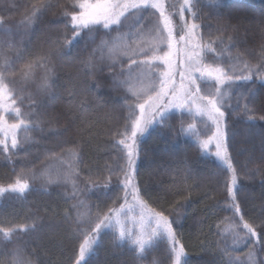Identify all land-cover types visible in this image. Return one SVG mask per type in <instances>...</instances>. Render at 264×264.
<instances>
[{
  "label": "snow or ice",
  "instance_id": "6c2138e0",
  "mask_svg": "<svg viewBox=\"0 0 264 264\" xmlns=\"http://www.w3.org/2000/svg\"><path fill=\"white\" fill-rule=\"evenodd\" d=\"M201 2L202 0H179V3H167V0H72L70 5H65L58 3V0H38L22 22L25 28L33 26L50 7L58 9L53 15L64 17L65 23L60 28L49 31L38 49L31 54V58L19 67L7 55L8 51L13 50V46L0 40V150L5 153L9 148L22 150L23 145L32 139L28 135L30 130L35 128L43 131L42 125L48 117L47 112L36 111L38 104L44 106L43 100L37 101L32 94L27 97L17 95L14 87L17 76L26 83H35L37 92L49 99L53 98V89L58 80L53 58L62 55V49L70 48L73 41L82 34H86L89 41L95 42L101 29L104 34L100 37L99 44L81 60V65L89 74L94 75L98 68L97 60L105 59V50L111 61L108 65L110 69L120 65L119 71H112L111 75L115 86L125 91L120 108L126 112L123 124L110 135L111 150L116 153L112 161L105 162L102 172L97 171L96 179L92 178L91 169H88V176L84 177L80 169V152L65 147L67 140L57 136L40 165L33 164L28 170L33 179L43 178L47 185L72 184L71 195L75 203L71 204V208L75 217L67 209L64 210V217L73 223L72 233L78 243L73 247L68 264H89V256L94 252L101 233L109 226H114L118 232L115 239L127 238L136 247L138 260L142 259L146 246L151 248L156 240H163L171 264H188L185 246L174 228L177 220L170 219L171 213L166 215L168 210L162 206L155 208L149 204L144 198L147 193L138 180L141 137L153 124H163L172 110L181 112L177 131L194 135L202 150L214 149L211 154L225 165L222 170L224 202L231 215L217 224L218 234L230 232L233 244L250 241L252 245L259 244L264 248V240L260 238L256 228L244 219L241 206L236 200L238 170L229 151L225 111L232 107V96L224 91L236 86L238 81L252 80L253 75L264 80V44L260 46L262 51L258 54V63L255 65L247 61L245 52L237 51L233 54L230 49L235 46L236 26L231 18L220 14H217L215 24L219 34L213 36L209 33L205 36L203 29L212 25L198 22L202 21L198 9ZM129 17L138 21L137 27L132 28L125 23ZM261 23L264 24V20ZM3 24L4 21L0 18V25ZM113 32L116 34L112 35ZM261 34L264 35V28L261 29ZM97 52L100 53L99 57L96 56ZM247 54L253 53L247 50ZM124 58L128 61L126 65L123 63ZM209 58L212 62H209ZM16 59H23V53H19ZM236 64L242 65L239 74ZM129 95L131 100L127 98ZM25 99L28 100L27 112L17 106L18 103L23 104ZM240 99L241 95L238 94L237 104ZM185 109L190 114L194 110L196 115L206 117V120L200 121L202 127L194 122L185 127L182 118ZM242 110L245 114L251 111L247 104L242 106ZM6 115L13 116L15 122L9 123ZM260 119L264 120V117ZM19 132L25 133L23 138L19 137ZM28 155L25 152L21 157L23 162L31 163ZM56 165L64 169L63 173L55 168ZM24 174L25 169L22 168L14 177H7V184H0V196L7 193L24 194L31 190L32 185L24 178ZM202 187L206 192L209 190L208 184ZM95 193H104L105 199L99 203L86 199L89 194ZM211 198L215 199V196ZM108 200H111V204ZM134 207L140 208L141 222L147 219L150 225H154L150 231L141 229L138 234L134 228L121 224L120 215H127ZM179 207L183 208L184 204L180 203ZM173 211L178 209L174 208ZM40 219L42 218L35 217L32 223L23 225L11 220H0V235L5 240H10L17 232L34 231L36 222ZM258 226L264 231V220ZM219 251L228 257L224 264H248L234 257L226 246ZM247 255L249 262L255 264L254 249H250ZM0 264L33 262L18 247L11 250L9 260H0Z\"/></svg>",
  "mask_w": 264,
  "mask_h": 264
},
{
  "label": "trees",
  "instance_id": "16d2710c",
  "mask_svg": "<svg viewBox=\"0 0 264 264\" xmlns=\"http://www.w3.org/2000/svg\"><path fill=\"white\" fill-rule=\"evenodd\" d=\"M12 1L4 16L10 21L26 15L32 6L38 3V0ZM58 3L67 5L68 1L58 0ZM167 3H179V0H167ZM226 4L232 10L231 13H234L232 18H241L242 26L239 23L238 29L244 32L241 35L246 38L247 44H256L257 31L261 33L264 25L256 26L253 17L264 13V0H228ZM198 9L200 13L201 4ZM57 11V8H48L30 29L22 49L23 57L27 60L38 49L49 31L60 28L65 23L64 17L53 15ZM254 35L256 37L250 41L249 36ZM62 53L53 58L54 72L58 80L53 89L55 96L47 98L46 104L48 103V107L55 114L61 112L64 115L59 116L65 131L75 138L81 148L83 160L80 169L83 176L87 177L88 169H91L92 178L96 179L97 171L102 172L105 162H111L116 155L115 151L111 150L110 140L112 120L115 116L111 113L114 96L109 88L97 85L96 79L101 74H89L81 65V60L87 57V49L81 39L74 40L70 48L62 49ZM209 62H212L211 58ZM249 83H259L260 87L264 88V80L257 75H253L250 81H238L237 85ZM226 123L232 156L235 152H232L231 144H235L233 138L236 137L239 124L256 125L260 127V132L264 133V120L257 116L255 119H245L234 111L229 114L226 111ZM252 140L247 145V150L257 153L258 140ZM140 144L142 150L138 161V180L147 193L144 198L152 207L162 206L167 209L165 214L171 213L170 219L177 220L174 228L185 246L188 264H224L228 257L219 249L225 246L228 249L229 239L218 234L217 224L224 217L230 216L231 211L227 210L224 202L222 170L225 165L211 154L214 149L202 150L196 137L188 132L179 133L177 128H173L169 117L163 124H153L141 137ZM11 152L15 151L11 148L7 153L0 150V184L6 185V178L12 172L14 154L11 156ZM234 158L236 157L233 156ZM234 164L238 170L236 200L241 206L244 219L256 228L262 239L264 231L258 225L264 220V163H259L252 173L244 172L241 165L235 162ZM210 181L212 183L209 184ZM205 184L209 185L207 192L202 187ZM246 192H251L255 200L248 198L246 201L243 197ZM8 195L4 198L0 196V220H11L15 224L23 225L32 223L35 217L42 219L37 220L34 231L17 232L10 240H5L0 235L6 242L5 247H12L23 241L24 253L35 264H68V258L78 241L73 236L72 227L64 220V210L70 211L67 198L51 189L34 187L24 194ZM213 196L215 199L211 198ZM88 198L93 203H99L105 199V195L89 194ZM108 203L111 204V200H108ZM180 203L184 204L183 208L179 207ZM174 208L178 211H173ZM132 210L140 211V208L134 207ZM131 211L127 212V215L122 213L120 217L128 218ZM109 229L107 227L101 233L94 252L89 256V264H140L134 245L127 240L115 239ZM256 264H264V249L258 244Z\"/></svg>",
  "mask_w": 264,
  "mask_h": 264
},
{
  "label": "rangeland",
  "instance_id": "374dc122",
  "mask_svg": "<svg viewBox=\"0 0 264 264\" xmlns=\"http://www.w3.org/2000/svg\"><path fill=\"white\" fill-rule=\"evenodd\" d=\"M68 4L70 5L72 0H67ZM228 0H202L201 4V12L199 13L202 21L205 24H210L212 27H205L203 29L205 36H207L209 33H211L213 36L218 35L219 33L216 32L215 24H216V16L217 14H220L221 16L231 18L233 25L236 26L235 28V38H234V44L235 46L231 48V52L235 54L237 51L239 52H245L246 59L250 64H254L256 61H258V54L262 51L261 44H264V35L260 33V31H257V40L258 42L255 44L248 45L246 38L241 35L244 32L238 29L239 23L241 25V18L235 17L232 18L231 16L234 13H231V9H229L228 5L226 4ZM13 3L12 0H0V18L3 19L4 24L0 25V40L7 41V43H10L13 46V50L8 51L7 55L9 58L15 61L17 67L22 65L23 63L27 62V59L23 57V59H16V56L19 53H22V49L24 47V44L26 42V39L28 37V33L30 32V29L32 26L25 28L24 24L22 22L25 21L26 15H28L30 12H28L26 15H22L17 17L14 20L5 19L4 16L7 14L8 9L10 8V5ZM233 5L234 2H231ZM69 11H71V8H69ZM147 15V13L145 14ZM258 15V14H254ZM264 16V13L260 15L259 17H253L254 24L256 26L262 27L264 24L261 23L262 19L261 17ZM237 24H236V23ZM127 25L131 26L132 28H135L138 26V21L134 20L132 17H129V19L125 22ZM242 26V25H241ZM7 29V31H6ZM124 29H122L123 31ZM247 33V32H246ZM259 33V34H258ZM104 34V30L101 29L100 33L96 36L95 42L89 41L86 34H82V36L79 38L87 44V56L91 52V50L96 47L97 44L100 42V37ZM116 33L113 32L112 35H115ZM254 34V33H253ZM256 35L250 37V41L256 37ZM255 44V45H254ZM5 47H7V44H5ZM247 50L252 51V55L247 54ZM105 59L104 60H97L98 68L95 71V74H98L101 76L96 79L97 85L100 87H107L110 89V91L113 93L114 96V102L111 107V113L114 114L113 118V129L112 132L115 131L118 127H120L124 122V115L126 110L121 109L120 105L123 104V97H125V91L122 88L116 87L113 82V77L111 75L112 71L118 72L120 65L117 64L114 69H110L108 66L111 61L108 58L107 50H105ZM96 56L99 57L100 53L97 52ZM0 63H2V60H0ZM123 63L126 65L128 63L127 58L123 59ZM258 63V62H257ZM256 64V63H255ZM254 64V65H255ZM242 67L240 64H236L237 72H239V69ZM15 70V69H14ZM16 83L14 85L17 95H23L27 97L29 94H32L34 98L37 101L43 100L44 106L41 107L39 104L36 107L37 112H47L48 117L45 118V122L42 125L43 131L40 129H32L28 133L30 137L32 138L28 143H25L23 145L22 150L11 152V156L14 160L12 172L9 174V177H14L15 173H18L21 171V169H25L24 178L30 182L32 187L38 188V189H51L52 191L59 192L63 197L67 198V200L70 202V215L75 217V212L71 208V204L75 203V200L72 198V191L73 187L72 184L69 182L66 185H47L45 184L43 178H37L33 179L32 174L29 169H31L32 165L35 164L37 166L40 165V162L44 160L46 151L48 148L51 147L53 143H55L57 136H59L61 139L67 140V145L65 147L72 148L73 150H78L80 152V155L83 160L82 150L75 140L74 137L69 132H66L63 126V122L60 121V116L63 115L61 112H57L56 114L52 111L50 107H48L47 96H45L43 93L37 92L36 84L31 82H24L20 79L19 76L16 78ZM145 84H147V81H145ZM226 93H230L232 96V107L226 108L225 111L228 112H236L240 115H242L245 119L248 117L254 118L257 116L258 118L264 117V88L260 87L259 83H249L244 85H236L231 88L224 89ZM241 95V99L239 101V104L236 103L237 95ZM129 100H131V96H127ZM48 102V101H47ZM28 100L25 99L23 104L18 103V107H21V109L25 112L29 111L27 108ZM244 104H247L249 111L247 114L242 110V106ZM63 110V109H62ZM65 111V110H64ZM64 116V115H63ZM183 120L185 122V127L188 123H196L198 127H202L200 124L201 119L206 120V117H200L195 114L193 111L191 114L185 109L183 111ZM6 119L9 123L15 122L13 116L6 115ZM64 120V117L62 118ZM170 123L173 125V128H179V122L181 120V112L179 110H172L171 114L169 115ZM250 127V129H249ZM248 128V129H247ZM260 127L252 125L243 126V124H239L236 128L237 134L236 137L233 138V141L235 144H231L232 152H235L233 156L234 162L238 165H241L242 170L247 173H252L253 170H256L259 166V163H264V148L261 146H264V133L260 132ZM52 129H59L58 132L53 131ZM191 136L195 137L191 133H188ZM20 138H23L25 133L19 132L18 133ZM257 141V153L252 152L251 150H247V145L250 144L253 140ZM260 147V148H259ZM56 151H59V148L55 149ZM263 150V151H262ZM25 152H27L28 160L31 161V163H25L22 161L21 157L24 156ZM247 152V153H246ZM248 154V155H247ZM9 156V155H7ZM9 156V157H11ZM70 159V157H68ZM261 161V162H260ZM82 163V162H81ZM81 166V164H80ZM55 168L59 170L61 173H63L64 169L56 165ZM55 175V172H53ZM37 177H39V170L37 171ZM71 180V177L69 178ZM43 185V186H42ZM11 193H7L4 197H8ZM243 195V194H242ZM241 195V197H242ZM244 199L251 198L253 201L254 195L251 194V192H246L244 194ZM87 200L92 202L88 196L86 197ZM4 200V199H3ZM83 211V210H82ZM140 211L132 210L130 213V216L128 218H125V216L119 217L121 224L125 225L127 228H134L137 233L139 234L140 230L143 229L145 232L150 231L151 227L154 225H150L145 219L143 222L140 221ZM124 215V214H122ZM65 223L73 227V223L71 221H68L66 219ZM109 232L113 236H118V232L115 230L114 226H109ZM222 238L229 239L228 241V251L234 256L238 257L240 261L248 262V264H251L248 259V252L250 249H254V260L255 264L257 263V245H252V243L249 241L248 243L244 242H237L236 244L232 243V236L230 232H224L221 234ZM119 240V239H117ZM127 240V238L119 241ZM264 240V238H262ZM130 242V241H129ZM5 241L2 240L0 236V260H9L11 258V250L15 248H22L23 249V241L17 242L15 245L10 247L11 245H8V248L5 247ZM259 245V244H258ZM260 246V245H259ZM135 247V246H134ZM241 249H237V248ZM136 249V247H135ZM264 249V248H263ZM137 251V250H136ZM4 252V254H2ZM24 255L30 259L25 253ZM31 260V259H30ZM32 261V260H31ZM33 262V261H32ZM33 264H35L33 262ZM140 264H171V261L167 258L166 254V243L163 240H156L154 242V245L151 248H148L146 246V251L142 255V259H140Z\"/></svg>",
  "mask_w": 264,
  "mask_h": 264
}]
</instances>
